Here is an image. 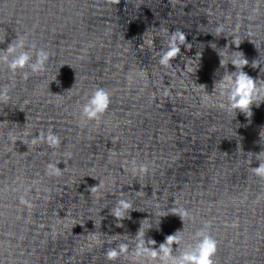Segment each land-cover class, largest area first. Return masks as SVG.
Returning <instances> with one entry per match:
<instances>
[{"label": "water", "instance_id": "95a60500", "mask_svg": "<svg viewBox=\"0 0 264 264\" xmlns=\"http://www.w3.org/2000/svg\"><path fill=\"white\" fill-rule=\"evenodd\" d=\"M219 25L226 35H214ZM165 29L193 46L171 67L156 57ZM17 35L51 58L45 73L18 74L11 103L0 104V264H112L106 250L124 237L111 236L134 238L141 221L155 224L157 204L169 212L147 233L157 248L184 230L183 248L208 223L215 264H264V178L252 172L264 152V103L249 120L201 101L225 71L211 44L242 52L244 71L264 80V0H0V49ZM11 79L0 64V85ZM96 87L111 93L110 110L81 126L80 106ZM48 128L59 148L33 146L31 136ZM132 159L150 174L133 177ZM49 163L61 175L48 176ZM99 181L105 188L91 194ZM121 190L136 210L117 227L110 212ZM172 209L188 213L184 223Z\"/></svg>", "mask_w": 264, "mask_h": 264}, {"label": "clouds", "instance_id": "9594fccd", "mask_svg": "<svg viewBox=\"0 0 264 264\" xmlns=\"http://www.w3.org/2000/svg\"><path fill=\"white\" fill-rule=\"evenodd\" d=\"M162 38V46L156 51L158 64L163 67L173 66V61L181 56L182 46L188 50L193 47L187 42L186 34L180 29L174 32L164 30ZM215 36L226 35L224 26L219 25L215 29ZM237 48L241 43L235 39L232 41ZM149 48L154 45V39L147 41ZM211 47L217 51L220 59V67L225 69L224 73L218 80L214 81V91L209 94L207 91L201 96V101L204 104L212 103L215 107L226 113L227 115L242 113L249 120L253 116V106L259 108L264 103V80L251 77L244 71V68L249 65L248 59L240 51H230L229 48H217L215 44ZM201 53L197 52L196 59H188L187 67H193L191 62L200 59ZM51 58V53L43 47H38L36 44L26 43V37L17 35L6 50L0 49V64L6 65L9 72L12 74V79L9 84L0 85V104H10L12 101L11 89L15 86V77L19 74L25 81L33 75L45 73L48 69V63ZM261 62L253 61L251 66L258 68ZM233 65L235 71H228V66ZM143 75V73H140ZM129 80L132 76L129 75ZM205 89V86H199ZM112 103V95L109 91L101 87H96L91 91L90 95L85 96V103L80 106V123L81 126L88 122H95L99 125L104 116L110 110ZM25 130L24 135H27ZM8 138L12 143H16L15 129H9ZM261 138L264 139V132L261 133ZM30 142L33 146L47 144L52 149L59 148L61 145L60 136L52 129L47 131L40 130L38 135H32ZM264 152L256 155V160L260 161L259 167H252V172L257 177L264 178ZM130 166V172L137 180L150 174L148 163L132 159L126 162ZM63 170L56 163L47 165L46 174L48 176H59ZM105 188L104 181H99V185L90 189L91 194L100 193ZM138 191L136 193H141ZM99 199L100 196H96ZM21 203H27L22 196ZM114 206L111 208L110 215L117 220V227H123L122 222L125 219H131L130 213L136 210L131 199L128 198L126 192H120L119 197L115 199ZM158 209L153 212L156 219L155 224L153 219H145L141 221V226L138 229L135 237L129 235H113V240L119 237H124L123 240L115 243L114 246L107 248L105 256L112 264L121 258L126 260L128 264H215L214 257L217 253L218 242L209 233L210 225H205L195 232L191 238L192 242L187 243L181 248V233L178 231L175 234L168 235L165 241L156 247L157 242L154 239H146L147 233L155 228L159 230L161 218L169 215V212L164 209H159V204L155 205ZM173 214L179 215L184 223L185 217L188 216L186 211L171 210ZM113 240H109V245H112ZM174 245L178 246L174 250Z\"/></svg>", "mask_w": 264, "mask_h": 264}]
</instances>
